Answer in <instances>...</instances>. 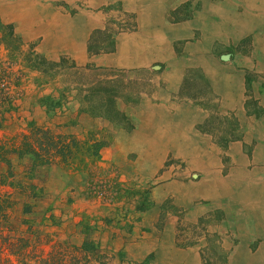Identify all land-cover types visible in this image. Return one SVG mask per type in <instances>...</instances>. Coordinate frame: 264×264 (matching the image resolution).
Instances as JSON below:
<instances>
[{"label":"rangeland","instance_id":"374dc122","mask_svg":"<svg viewBox=\"0 0 264 264\" xmlns=\"http://www.w3.org/2000/svg\"><path fill=\"white\" fill-rule=\"evenodd\" d=\"M234 1L239 2L226 0V3L232 5ZM155 2L167 5V19L172 25L196 21L194 30L198 31H194L191 39L174 42V49L180 57L190 58L183 51L184 44L200 38L211 47V53L205 54V57L214 56L219 66L228 62L219 60L223 55H230L232 59L239 56L249 59L255 53L249 36L236 46H228L213 42L204 34L209 18L218 19L214 6L224 0H0V22L12 27L21 44L15 50L14 47L9 50L6 46H0V99L9 96L13 104V110L3 114L0 139L24 134L30 123L79 139L89 129H107L114 136L111 145L102 150L101 160L91 164L89 172L75 173L51 165L36 168L31 175L32 180H28L24 175L31 166L30 160L24 158L18 161L13 157L15 176L24 183L33 184L41 192L34 199L13 193V206L7 210V225L11 233L33 240L36 255L40 250L47 252L48 243L57 240H67L79 246L86 235L97 244V238L103 234L128 242L136 231L150 232L149 228L141 225V219L149 215L155 216L153 226L156 231H162L168 225L175 228L179 246H202L204 264H225L227 256L223 249L224 241L232 242V245L238 241L236 224L239 223L236 221H241L240 215L244 214L240 203L241 191H233L236 192L233 203H228L230 198L225 194V182H240V167L230 162L226 155L229 144L224 145V142L231 143L232 139H236L240 134V126L234 116L223 109L221 95L204 77L202 69L186 66L180 90L170 101L184 102L202 110L194 130L200 135L202 147L217 151L220 166L216 177L222 184L215 187L214 191L218 202L200 200L194 204V208L188 209L178 202V197L184 192L167 186L172 182H185L186 185L197 179L202 180L204 176L189 170L185 162L173 158L170 153L160 170L148 172L146 177L144 172L136 169L137 160L131 150L132 147L138 150L134 143L136 139L131 136H134L137 128L140 104L165 86L162 80L164 65L153 63L146 68H115L98 61L101 56L115 54L119 37L136 32V12L143 13L151 8L150 3ZM101 15L102 28L96 25L92 27L90 19ZM31 25L36 27V37L33 39H25L15 31L18 26L24 29ZM112 43L114 51L109 52ZM90 45L94 46L93 51L102 53L90 58ZM82 51L90 59L86 65L99 69L86 73L89 79H93L96 74L109 73V70L122 71L114 78L119 82L121 93L116 105L125 115L130 128L122 123L113 129L105 120L93 119L79 112L78 99L81 97L77 91L79 86L91 88L89 79L69 78L58 72L59 69L56 74H50L52 77L49 74L43 77L31 69L36 63V54L50 62H64L66 67L73 65L84 68L86 66L80 65L76 58ZM247 78L245 83L247 80L249 83H246V88L251 81L257 80L253 73ZM79 81L81 83L78 84ZM84 94L87 93L83 92L81 96ZM248 95L246 92V97ZM124 97L138 101L132 104L125 101ZM256 103L252 98L248 100L251 113L256 112ZM174 146L173 142L166 144L170 150ZM249 148L252 149H245ZM0 191L3 193L4 188ZM143 197L147 200L148 208L138 213L135 206L141 203ZM24 205L32 208L31 213H22ZM197 206L206 211L195 213ZM109 258L106 261L112 264ZM120 258L123 259L122 256ZM149 260L147 258L141 264H147Z\"/></svg>","mask_w":264,"mask_h":264},{"label":"crops","instance_id":"0c3cea01","mask_svg":"<svg viewBox=\"0 0 264 264\" xmlns=\"http://www.w3.org/2000/svg\"><path fill=\"white\" fill-rule=\"evenodd\" d=\"M234 2L228 5L224 0L214 6L218 19L209 18L204 34L213 42L228 46H236L242 39L251 37L255 53L249 59L234 57L219 66L214 56L205 57L211 53V47L201 38L185 42L183 51L190 58L180 57L174 49V42L191 39L194 31H198L194 30L196 21L172 25L167 19V5L155 2L150 3L151 8L143 13L136 12V32L119 37L115 54L101 56L98 61L115 68H146L153 63L164 65L162 80L165 86L140 104L137 128L131 136L136 139L134 143L138 150L133 147L131 150L137 160L136 169L144 172L146 177L148 172L159 171L170 153L173 158L185 162L189 170L204 176L202 180L186 185L185 182H172L167 186L184 192L178 202L188 209L194 208L200 200L218 202L214 191L222 184L216 177L220 166L217 151L202 147L200 135L194 130L202 110L184 102L170 101L180 90L184 68L202 69L204 77L221 95L223 109L230 112L240 126V134L237 140L229 143L226 155L231 163L240 167L241 180L235 184L225 182V194L230 198L228 203L232 204L234 194L241 191L244 214L240 215L241 221H236L239 223L236 224L239 230L237 243L232 245V242L224 241L225 264H264V0ZM100 18L103 19L102 15L90 19L92 27L102 28ZM15 31L25 39L36 37V27L32 25L24 29L18 26ZM207 47L210 48L207 50ZM76 58L83 66L90 62L84 51ZM250 72L257 80L251 81L246 88L245 79ZM246 92L249 93L247 97ZM251 98L257 102V110L252 113L247 105ZM168 142L175 144L171 150L166 147ZM247 147L252 149L246 150ZM205 211L198 206L194 209L198 214ZM154 220L155 216H144L141 225L150 232L136 231L128 242L104 234L97 238L106 260L110 257L112 264H141L150 258L147 264H204L202 246H179L175 228L168 225L158 232L153 226Z\"/></svg>","mask_w":264,"mask_h":264},{"label":"trees","instance_id":"16d2710c","mask_svg":"<svg viewBox=\"0 0 264 264\" xmlns=\"http://www.w3.org/2000/svg\"><path fill=\"white\" fill-rule=\"evenodd\" d=\"M20 41L14 35L12 27L0 22V46H6L9 50L19 47ZM114 44L109 52L114 51ZM17 46V47H16ZM94 46L88 47V56L99 55L100 51H93ZM31 66L33 71L40 73L41 76H50L58 72L85 81L86 73L93 70L91 65L84 68H77L71 65L66 67L65 63H54L37 55ZM105 71V70H104ZM122 71L109 70V73L103 75L96 74L93 79H89V89H83L79 86L77 93L80 108L79 112L87 114L93 119H102L112 125L113 129L121 126L122 123L130 128V124L125 121V115L118 110L116 101L121 98L120 85L114 78ZM52 77V76H50ZM187 78V76H186ZM81 83L80 81L78 84ZM88 83V82H87ZM248 84L249 81L247 80ZM86 92L87 94H83ZM124 97V100L135 104L138 100ZM133 101V102H132ZM6 105V107H5ZM13 110L12 99L9 96H3L0 99V129L3 128L1 122L4 113ZM236 125V123H235ZM237 126V125H236ZM125 127V126H124ZM209 133V132H208ZM113 134L107 129H89L85 131L82 139L65 133H56L50 129L39 127L30 123L27 132L19 134L9 139H0V264H108L106 257L101 253L99 244L91 241L86 235L81 245L77 246L69 243L67 240H57L48 243L49 250L39 251L36 255L35 246L32 239L23 236H17L11 233L9 226V216L7 210L13 206L11 195L19 193L29 198H36L41 190L33 184L24 183L15 176L13 172V157L18 161L28 158L31 166L25 173V178L32 180V174L36 168L56 165L63 170L75 173L89 172L91 164L101 160V152L109 147L113 141ZM238 138V137H237ZM232 139V141L237 140ZM230 141H225L224 145ZM0 189V190H1ZM147 200L143 197L141 203H137L135 211L142 213L147 210ZM32 208L24 205L23 214L31 213ZM53 219L52 217H49ZM35 242V241H34ZM36 243V242H35Z\"/></svg>","mask_w":264,"mask_h":264},{"label":"water","instance_id":"95a60500","mask_svg":"<svg viewBox=\"0 0 264 264\" xmlns=\"http://www.w3.org/2000/svg\"><path fill=\"white\" fill-rule=\"evenodd\" d=\"M220 59L222 62H227L230 59V55H223ZM154 69H157V67H154Z\"/></svg>","mask_w":264,"mask_h":264},{"label":"bare ground","instance_id":"6f19581e","mask_svg":"<svg viewBox=\"0 0 264 264\" xmlns=\"http://www.w3.org/2000/svg\"><path fill=\"white\" fill-rule=\"evenodd\" d=\"M184 1V0H183ZM221 14V13H220ZM221 16V15H220ZM221 41V40H220Z\"/></svg>","mask_w":264,"mask_h":264}]
</instances>
